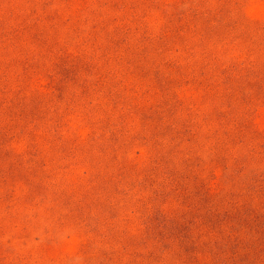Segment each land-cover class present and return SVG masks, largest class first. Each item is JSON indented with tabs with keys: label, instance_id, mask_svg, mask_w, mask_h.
Wrapping results in <instances>:
<instances>
[{
	"label": "rangeland",
	"instance_id": "obj_1",
	"mask_svg": "<svg viewBox=\"0 0 264 264\" xmlns=\"http://www.w3.org/2000/svg\"><path fill=\"white\" fill-rule=\"evenodd\" d=\"M0 264H264V0H0Z\"/></svg>",
	"mask_w": 264,
	"mask_h": 264
}]
</instances>
